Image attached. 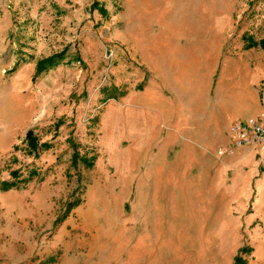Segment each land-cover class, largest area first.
<instances>
[{"label":"rangeland","instance_id":"1","mask_svg":"<svg viewBox=\"0 0 264 264\" xmlns=\"http://www.w3.org/2000/svg\"><path fill=\"white\" fill-rule=\"evenodd\" d=\"M253 39L264 0H0V264H207L203 245L133 250L120 172L131 140L111 132L113 114L152 81L227 104L251 85L248 105L264 111ZM252 197L229 264H264Z\"/></svg>","mask_w":264,"mask_h":264},{"label":"crops","instance_id":"2","mask_svg":"<svg viewBox=\"0 0 264 264\" xmlns=\"http://www.w3.org/2000/svg\"><path fill=\"white\" fill-rule=\"evenodd\" d=\"M162 82L152 81L147 90L123 99V110L113 114L118 123L111 132L131 140L120 172L130 200L129 231L137 234L132 248L203 245L207 264H229L230 243L239 239L242 212L252 196L255 214L264 216V148L217 152L229 142V124L259 110L248 105L251 85L238 103L227 104L203 93L168 94ZM106 106L109 112L115 107Z\"/></svg>","mask_w":264,"mask_h":264},{"label":"built area","instance_id":"3","mask_svg":"<svg viewBox=\"0 0 264 264\" xmlns=\"http://www.w3.org/2000/svg\"><path fill=\"white\" fill-rule=\"evenodd\" d=\"M229 142L217 148L218 154H235L245 147L264 148V111L245 119L234 121L228 126Z\"/></svg>","mask_w":264,"mask_h":264},{"label":"trees","instance_id":"4","mask_svg":"<svg viewBox=\"0 0 264 264\" xmlns=\"http://www.w3.org/2000/svg\"><path fill=\"white\" fill-rule=\"evenodd\" d=\"M257 44H260L261 47H263V49H264V39L260 40L259 42L253 39L250 42L248 48H251ZM60 60H61V54L60 53H56L55 55L41 59V61H39L37 63V66H36L37 71L41 72V70H43V69H46L48 67H52V66L56 65V63H58ZM28 134H30V131H28ZM35 144H36V139L31 138V145L33 147H35ZM14 185H15V183L9 182V181H4L1 183V187L5 188V189L14 187ZM233 264H246V262H245V259H243L241 256H236Z\"/></svg>","mask_w":264,"mask_h":264}]
</instances>
